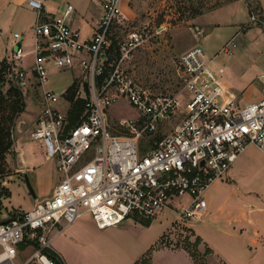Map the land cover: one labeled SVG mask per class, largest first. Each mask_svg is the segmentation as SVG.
Returning <instances> with one entry per match:
<instances>
[{
  "label": "built area",
  "instance_id": "built-area-1",
  "mask_svg": "<svg viewBox=\"0 0 264 264\" xmlns=\"http://www.w3.org/2000/svg\"><path fill=\"white\" fill-rule=\"evenodd\" d=\"M45 1H28L37 14L31 68L23 66L26 54L15 34L6 80L20 87L28 75L36 81L41 111L31 139L45 148V161L54 162L57 183L31 210L0 223V264H58L50 235L63 233L85 214L99 230L130 217L153 221L166 211L177 213L182 223L203 220L210 185L248 148L264 156V74L257 102L243 103L226 87L225 68L216 59L233 54V38L214 56L194 46L176 57L180 90L156 95L122 68L149 41L148 27L130 30L112 48L113 31L129 21L125 0H100L102 15L90 37L69 26L73 5L49 15ZM249 24L264 34L260 11H250ZM49 65L80 70L73 99L69 89H48ZM122 100L137 116L119 119L111 132L108 111ZM168 125H173L169 131ZM25 246L32 250L26 258Z\"/></svg>",
  "mask_w": 264,
  "mask_h": 264
},
{
  "label": "rangeland",
  "instance_id": "rangeland-1",
  "mask_svg": "<svg viewBox=\"0 0 264 264\" xmlns=\"http://www.w3.org/2000/svg\"><path fill=\"white\" fill-rule=\"evenodd\" d=\"M66 1L80 7L84 0ZM229 1L125 0L124 13L129 21L113 31L112 39L122 41L130 30L145 26L149 29L150 39L143 47L132 52L130 59L123 63V70L153 94L171 95L181 88L174 60L183 54H180L182 50L202 46L209 56H214L225 43L234 38L236 48L233 54H220L216 63L225 68L223 80L232 90H239L238 82L246 85L247 90L242 95L244 102H257L261 95V84L257 79L264 74V34L260 27L249 23L251 10L263 11L258 0H237L227 5ZM87 32L88 29L81 30L83 35ZM32 60L33 56H29L25 66L32 63ZM49 71L47 87L56 93L69 88L77 75L75 69H57L53 65H49ZM34 90L38 92L37 87ZM37 92L29 93L24 98L26 108L16 121L13 148L6 155L5 172L0 179L2 213L6 211L20 215L33 208L35 200L25 186L24 172L32 173L37 169L38 176H30L38 200L50 196L57 183L54 162H45V148L31 139L40 110ZM184 106L183 102L181 109ZM76 107L79 108L77 104ZM136 116L137 113L126 101H118L108 111L111 132L116 131L119 119H132ZM172 126L168 125L167 130ZM28 143L31 145L24 149L26 159L35 169L26 166L20 152ZM141 144L147 142L141 140ZM204 199L208 211L215 212L222 206L225 211L231 212L230 215L239 214L238 205L242 209L243 203L264 204V156L255 147L248 148L233 163L227 175L210 185L204 193ZM251 209L253 207H248L247 212L253 213ZM263 214H257L259 219H264ZM208 215L206 223H203L206 215L201 221L182 223L177 220V213L167 211L148 226L142 224V219L130 217L118 226L99 230L91 216L85 214L73 227L65 229L52 243V247L59 252L64 264H195L191 257L192 262H187L182 251L199 238L201 242L197 250L203 264H223L220 262L221 256L226 263L244 264L243 253L238 254V250L243 247V240L211 230L208 225L224 230L228 226L226 222L220 223L225 221L222 220L223 214H218L221 221L213 224ZM192 224L196 225L192 228ZM204 225L208 228L200 232L209 231L221 249L218 256L205 254L208 247L197 234ZM223 245L227 246L226 250ZM30 254L31 250L25 251L23 256L26 258Z\"/></svg>",
  "mask_w": 264,
  "mask_h": 264
},
{
  "label": "crops",
  "instance_id": "crops-1",
  "mask_svg": "<svg viewBox=\"0 0 264 264\" xmlns=\"http://www.w3.org/2000/svg\"><path fill=\"white\" fill-rule=\"evenodd\" d=\"M28 1L29 0H0V61L7 60L11 56L14 44L16 43L14 35L19 34L21 37L19 44L22 45V47L25 50V54H26L24 59H23V66L27 70H29L31 68V65L33 63V60H32V63H30L28 66H25V65H27V62H25V61L28 59V57L33 56L31 54L33 51V44H34V36H33L32 28H33V26L37 20V14L29 6ZM99 2H100V0H87V2H85V0H84L83 5H81L80 7H78L73 2H69L66 0H48V1H45L44 4L47 7L49 15L60 14L64 10V8L66 7L67 4L73 5L75 11H74L73 15L70 17V19L68 20L69 26L72 27L73 29L80 30V31L82 29H88V32L85 33L84 35L83 34L82 35L84 37H90L94 27L96 26V24L98 23L99 19L101 18V15H102V8H101V5ZM258 2H259L261 9L263 11L261 14L264 18V0H258ZM232 3H234V2H232ZM232 3H229V4H232ZM229 4H227V5H229ZM123 11H124V5H123ZM206 14H204V15H206ZM197 31L199 32L200 30L197 29ZM191 48H193V47L186 48V49L182 50L180 52V54L187 52ZM75 70L77 71L76 72L77 75L75 76L74 83L76 82L78 84L80 82V78H81L79 76L80 70L78 68H75ZM259 77L257 80L261 84ZM224 84L226 85V87L228 89L235 92L238 96L240 95L239 98L242 100L243 103H249V102H244L242 99V95L245 93V90H247L246 85L244 83L238 82L239 90H237V92L232 90L226 84V82H224ZM35 87H37V84H36L34 77L31 75H28L27 79L23 82V84L21 86V92H22L23 98H25L26 95L29 93L37 92L34 90ZM69 88H67V89H69ZM8 89H9V86L7 84L6 85L2 84L1 88H0V93H6ZM67 89H65L64 91H66ZM37 93L39 95V101L41 102V95H40L39 88H38ZM40 102H38L39 107H40L39 114L41 111V103ZM24 103H26L25 99H24ZM39 114H38V116H39ZM38 116H37V118H38ZM31 143H28L25 146H23L20 152H22L23 161L25 162L26 166L30 167L31 169H35L36 167H32L33 164H31L26 159V152L24 150L25 147L31 145ZM41 147H42V145H41ZM43 155H44V153H43ZM43 159H44V156H43ZM44 161H45V159H44ZM45 162H49V161H45ZM54 169H55V164H54ZM24 173H28V172H24ZM24 173H23V175H24ZM28 174H29V177L31 180L30 175L31 174L37 175V169L35 172L28 173ZM55 174H56V172H55ZM32 186H34V185L32 184ZM33 188H35V187H33ZM53 189H54V187H53ZM45 198H47V197H45ZM37 199H38V197H37ZM34 200L36 203V199H34ZM40 200H42V199H40ZM35 203H34V205H35ZM248 207L249 208L253 207V209L250 210V212H253V213L247 212ZM207 208H208V206H207ZM238 208L240 210V213L237 215L236 214L230 215L231 212L225 211V209L222 206L218 207L215 212L208 211L209 210V208H208L207 214H206L205 220H203V223H206V221L208 219V217H207L208 214H210L209 219H210V222L212 224L213 223H219L221 221V219L218 216V214H223L224 216L222 217V220H225V221L220 222V223L226 222L228 229L224 230V229H221L220 227L219 228H213V226L208 225V226H210L211 230L214 229L219 234H221L223 236L224 235L233 236V237H238L239 239L243 240V247H242V249L238 250V254L243 253V258H244L243 262H245L244 264H264V219H259L260 216H257L258 213H264V204L263 203H249V204L243 203L242 209L240 208L239 205H238ZM17 215H19V214L12 213V212H6V211H4V213L0 212V220L12 218V217L17 216ZM195 225L196 224H192V228ZM204 226H202L199 229L197 234L201 237L202 241H204L203 242L204 245H206L209 249H211V251H212L211 255L212 256L215 257V256L220 255L221 249L218 248V245L211 238L209 231L200 232L202 229L206 230L208 228L206 225H204ZM70 227H67L66 230H68ZM230 228H232V230ZM63 233L56 234V232H55V233H53V235L51 234L50 235L51 245L53 242H55L56 238L58 236L62 235ZM209 246H212V247H209ZM223 247L225 249L227 246L223 245ZM22 248H24V247H22ZM58 248H59V246H58ZM247 249H249V250H247ZM30 250H31V247L25 246V251L30 252ZM55 252L61 257L59 252H57L56 250H55ZM182 253L185 255V258H187V262H189V263L192 262V259L190 258V256H188V253H186L185 251H182ZM221 257H222V259L220 261L221 263L231 264L229 261H227V263H226L223 256H221Z\"/></svg>",
  "mask_w": 264,
  "mask_h": 264
},
{
  "label": "trees",
  "instance_id": "trees-1",
  "mask_svg": "<svg viewBox=\"0 0 264 264\" xmlns=\"http://www.w3.org/2000/svg\"><path fill=\"white\" fill-rule=\"evenodd\" d=\"M237 0H230L228 2L232 3ZM255 11V10H254ZM261 13V11H260ZM112 48L117 47V41L113 39L112 41ZM119 56V52H117ZM11 70V65L7 62V60L0 61V83L4 85H8L7 83V75ZM101 76L100 78H103ZM99 78V79H100ZM9 89L6 93H0V179L5 172L6 167V155L11 152L14 143V133L16 128V121L20 117L22 113L25 111V103L24 98L21 92V87L15 84H9ZM78 84L75 82L69 88V94H71V99H73L74 91L78 88ZM79 111L83 110V102L79 101L78 104ZM73 117V115H72ZM72 125L75 123L76 119H71ZM150 220H143L142 224L145 226L150 225ZM201 242L199 238H197L196 242L192 245L189 244L188 247L183 248L185 251L188 252L190 257L193 259L195 264H198L197 261L202 263V256L200 255L199 251L197 250L198 244ZM192 250H191V249ZM211 249L207 248L205 254H211ZM56 258L58 264H64L61 257L58 254L52 255Z\"/></svg>",
  "mask_w": 264,
  "mask_h": 264
},
{
  "label": "water",
  "instance_id": "water-1",
  "mask_svg": "<svg viewBox=\"0 0 264 264\" xmlns=\"http://www.w3.org/2000/svg\"><path fill=\"white\" fill-rule=\"evenodd\" d=\"M84 82H85L84 87H85L86 91H88L87 79H85ZM23 179H24L25 186H26L29 194L31 195V197L33 199H37V195H36L35 190H34V188L32 186L29 174L28 173H24ZM15 219L16 218H13V217L12 218H7V219H3V220H0V223L6 224V223H9V222H11V221H13Z\"/></svg>",
  "mask_w": 264,
  "mask_h": 264
}]
</instances>
